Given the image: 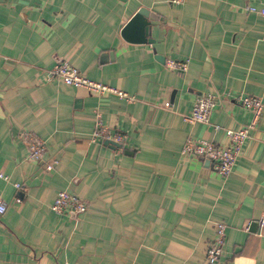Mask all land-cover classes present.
Segmentation results:
<instances>
[{
	"label": "crops",
	"instance_id": "obj_1",
	"mask_svg": "<svg viewBox=\"0 0 264 264\" xmlns=\"http://www.w3.org/2000/svg\"><path fill=\"white\" fill-rule=\"evenodd\" d=\"M262 2L0 0V264H208L217 221L212 264H264V107L227 176L182 151L187 138L226 145L224 128L250 119L237 94L264 102V16L248 10ZM141 7L151 41L121 34ZM58 61L133 100L46 80ZM209 92L211 124L183 119ZM97 121L123 138L93 139ZM22 131L43 140L39 159ZM61 189L85 209L52 211Z\"/></svg>",
	"mask_w": 264,
	"mask_h": 264
},
{
	"label": "built area",
	"instance_id": "obj_2",
	"mask_svg": "<svg viewBox=\"0 0 264 264\" xmlns=\"http://www.w3.org/2000/svg\"><path fill=\"white\" fill-rule=\"evenodd\" d=\"M169 1L181 3L183 0ZM248 10L257 15L264 16V0L259 6H248ZM165 64L172 71L183 72L187 68L186 60H174L172 58H168L166 59ZM45 74L46 80L59 79L70 86L82 87L97 94L111 93L124 97L130 101L133 100V96L127 94L121 89L102 81L86 77L74 65L66 61L56 62L51 68L46 70ZM217 98L218 95L214 92L201 95L196 99L191 109L187 113L183 114V119L211 124L209 116L216 104ZM236 100L242 107L250 112V119L247 123L237 128H224V132L228 138L226 145L222 146L216 144L214 141L206 138H187L182 147V151L184 153L199 156L210 161L215 169L223 176H227L231 172L243 143L249 138L250 131L255 128L264 107L263 99L257 95L241 92L237 94ZM212 126L215 129L220 128L218 124H212ZM20 136L28 147V152L26 154L27 158L33 160L39 159L44 151L43 140L30 131H22ZM97 137L107 138L113 141H120L123 138L121 134L117 132H110V130L104 128L100 121L96 122V127L92 132V138L95 139ZM45 168L47 170L51 169L52 163L49 162L45 164ZM0 178H7V174L1 169ZM15 186L19 187L20 184H15ZM16 200L18 201L19 198L17 197ZM85 206L86 204L82 198L61 189L54 197L50 208L52 211L60 214L65 211L71 213L80 212L85 209ZM4 211L5 205L0 200V213H3ZM256 222L260 228L264 226V211L260 214ZM225 227L226 225L224 222H215L214 237L206 249V261L208 264L216 262L221 255L222 246L225 241Z\"/></svg>",
	"mask_w": 264,
	"mask_h": 264
},
{
	"label": "water",
	"instance_id": "obj_3",
	"mask_svg": "<svg viewBox=\"0 0 264 264\" xmlns=\"http://www.w3.org/2000/svg\"><path fill=\"white\" fill-rule=\"evenodd\" d=\"M145 16L146 9L143 7L139 8L123 26L121 34L127 39H140V41H151V38H148L150 22H148ZM151 18L152 16L150 15V19ZM106 141L113 144L116 143L115 141L110 139H107Z\"/></svg>",
	"mask_w": 264,
	"mask_h": 264
}]
</instances>
